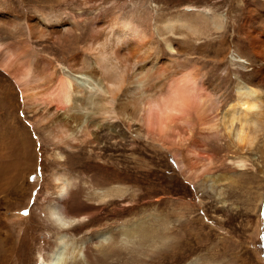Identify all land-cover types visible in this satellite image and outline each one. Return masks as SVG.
Segmentation results:
<instances>
[{
  "label": "rangeland",
  "instance_id": "rangeland-1",
  "mask_svg": "<svg viewBox=\"0 0 264 264\" xmlns=\"http://www.w3.org/2000/svg\"><path fill=\"white\" fill-rule=\"evenodd\" d=\"M47 1L60 9L62 0H0V11L7 9L9 16L25 19ZM105 1L82 6L66 3L61 9L74 13L86 9L92 28L101 17L113 16L105 11L118 4L124 16L135 12L151 25L152 14L162 27L166 19L182 17L186 6L235 24L243 4L241 0ZM234 35L231 47L224 50L229 52L228 63L220 64L216 72L225 79L229 69L237 68L234 55L238 47L247 48L241 34L231 28L227 36ZM21 36V29L10 33L0 25V38L6 44L0 48L1 58ZM214 36L217 42L220 36ZM165 44L162 40V60L171 56ZM99 49L95 43L91 55L96 56ZM57 56L62 58V54ZM188 56L186 51L181 59ZM0 65V264H35L40 252L46 254L53 248L58 229L46 208L57 195L54 173L62 169L76 178L66 201L69 212L86 216L68 231L70 243L81 242L83 247L76 248L77 261L66 264H264V198L259 203L258 197L264 196V131L256 144L246 147L243 155L237 154L248 157L243 168L232 161L237 158L236 147L225 140L212 141L214 150L210 149L218 156L197 177L180 169L173 148L138 135L136 127L130 130L121 122L102 126L94 144L85 141L83 152L68 149L61 158L52 137L37 123L39 114L27 108L23 87ZM235 75L228 96L241 86ZM261 110L264 115V106ZM188 150H193L192 145L181 148L187 165L198 160ZM207 174L214 177V189L206 181ZM114 186H121L124 194L119 197L115 191L101 201L100 194ZM139 224L147 231L146 238L136 232ZM98 231L110 233L107 241H92Z\"/></svg>",
  "mask_w": 264,
  "mask_h": 264
},
{
  "label": "bare ground",
  "instance_id": "bare-ground-1",
  "mask_svg": "<svg viewBox=\"0 0 264 264\" xmlns=\"http://www.w3.org/2000/svg\"><path fill=\"white\" fill-rule=\"evenodd\" d=\"M96 1L62 0L60 9L47 1L25 19L9 16L7 9L0 11V25L10 33L23 32L18 44L0 56V64L23 87L27 108L39 114L37 123L52 137L57 156L66 157L68 149L78 150L85 141L94 144L98 129L113 122L130 130L136 127L138 135L173 148L180 169L195 177L218 156L212 151V141L231 143L238 150L236 155L256 144L264 131V0H241L235 24L186 6L182 17L166 19L162 27L157 26L158 17L149 13L151 25H146L135 12L124 16L117 4L105 11L113 16L101 17L91 28L86 9L77 14L61 9L66 3L82 6ZM231 28L241 34L247 48L238 47L234 55L237 68L229 69L225 79L216 72L227 62L229 52L224 50L236 37L227 36ZM162 40L171 54L164 60L160 57ZM95 43L100 49L93 56ZM4 44L0 38V48ZM186 51L190 56L181 59ZM61 54L60 59L57 55ZM232 73L241 86L228 96ZM82 108L85 112H76ZM191 145L193 150L188 152L197 154L198 160L187 165L181 148ZM242 155L232 160L241 168L248 165V157ZM71 174L65 169L54 173L57 195L46 213L58 229L56 241L50 252L39 253L35 264L76 262V248L83 247L69 240L68 231L86 218L71 214L66 204L76 181ZM206 181L214 189V177L207 174ZM115 191L116 196L124 194L121 186H114L102 192L100 200ZM260 196L259 203L264 198ZM109 234L98 231L92 241H104Z\"/></svg>",
  "mask_w": 264,
  "mask_h": 264
},
{
  "label": "water",
  "instance_id": "water-1",
  "mask_svg": "<svg viewBox=\"0 0 264 264\" xmlns=\"http://www.w3.org/2000/svg\"><path fill=\"white\" fill-rule=\"evenodd\" d=\"M136 232L140 233L141 237L143 238L147 237V231L141 224L137 225Z\"/></svg>",
  "mask_w": 264,
  "mask_h": 264
},
{
  "label": "snow or ice",
  "instance_id": "snow-or-ice-1",
  "mask_svg": "<svg viewBox=\"0 0 264 264\" xmlns=\"http://www.w3.org/2000/svg\"><path fill=\"white\" fill-rule=\"evenodd\" d=\"M26 214V213H25ZM66 226V225H65Z\"/></svg>",
  "mask_w": 264,
  "mask_h": 264
}]
</instances>
